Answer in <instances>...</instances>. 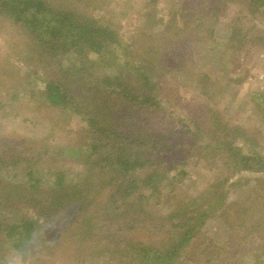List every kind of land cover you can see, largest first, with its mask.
I'll return each mask as SVG.
<instances>
[{
	"label": "rangeland",
	"instance_id": "374dc122",
	"mask_svg": "<svg viewBox=\"0 0 264 264\" xmlns=\"http://www.w3.org/2000/svg\"><path fill=\"white\" fill-rule=\"evenodd\" d=\"M49 1L55 10L63 6L79 14L87 13L90 20L108 24L116 33L115 41L101 56L89 53L94 59L75 60L83 65L87 84L93 78L115 79L125 74L133 86H138L142 73L149 77L151 91L164 110L159 116L163 122L152 124L147 120L149 113L138 111L137 123L142 128L162 130L155 137V160L171 169L170 176L176 175L181 192L195 196L207 188L215 175L225 174L210 152L218 136L231 139L244 150L264 151V36L260 33L264 13L251 20L237 0ZM250 23L257 25L255 41L238 48V36L230 39L232 25ZM26 35L0 14V226L25 219L37 225L27 254L14 250L4 240L6 233L0 231V264H42L45 256H53V264H117L100 251L89 257L77 253L71 256L66 242L70 234L65 235L66 228H71L66 225L70 216L88 215L101 197L111 194L109 187L100 184L103 177L111 180L110 172L85 167V154L90 149L82 143L90 129L85 113L100 124L111 121L104 109L97 110L103 106L102 93L83 94L78 88L67 106L43 107L36 101L41 97L38 90L43 71L30 61L31 57L27 59L35 55H28L26 60L18 56L23 48H30L29 41L23 40ZM18 48H22L21 52L15 51ZM62 61L63 66L69 64L68 60ZM33 68L36 74L31 72ZM131 122L134 121L128 123V132L138 128ZM11 154L22 161H11ZM180 170L184 176H180ZM27 171L30 177L41 179L39 191L28 188L31 182ZM55 171L72 177L89 174L90 183L82 193L87 202L74 197L70 203L61 202L56 213H50L42 193L53 184ZM149 171L143 169L138 174L143 176ZM236 175L247 179H230L225 184L227 202L240 198L255 184L249 172ZM232 180L237 186L230 185ZM164 200L169 203V195ZM150 206L157 214L169 210L166 204ZM105 211L108 212L106 208ZM47 226L50 233L44 230ZM199 232L201 237L216 241L224 240L226 233L218 219L207 220ZM187 253L197 256V247L180 257L183 264H194L193 260H185ZM240 263L251 264L252 257L241 258Z\"/></svg>",
	"mask_w": 264,
	"mask_h": 264
},
{
	"label": "trees",
	"instance_id": "16d2710c",
	"mask_svg": "<svg viewBox=\"0 0 264 264\" xmlns=\"http://www.w3.org/2000/svg\"><path fill=\"white\" fill-rule=\"evenodd\" d=\"M237 1L241 11L251 16V20L264 13V0ZM49 2L0 0V14L27 34L23 40L29 41L30 48L16 49L20 52L22 49L18 56L26 60L28 55H35L27 59L31 57L30 61L39 64L43 71L42 85L38 90L41 97L36 101L43 107L58 109L67 106L68 101L72 103V92L78 88L83 94L102 93L103 106L97 110L104 109L103 113L110 114L111 119L100 124L94 116L84 114L90 127L88 135L85 134L87 138L82 140L90 149L85 154V167L94 166L100 172H110L111 180L103 177L100 184L109 187L111 194L101 197L95 209L90 210L92 213L69 217L66 225L71 228H66L65 232V235L70 234V239H65L69 244L67 253L89 257L100 251L108 261L117 264H183L181 255L196 246L197 256L187 253L185 258L193 260L194 264L200 261L205 264L209 261L212 264H241L240 259L247 256L252 257L251 264H264V151L244 150L231 139L218 136L210 152L223 166L225 174L215 175L207 188L195 196L181 192L176 175L170 176L171 169H165L162 162L155 160L158 142L155 137L162 130L153 131L152 126L142 128L137 123L138 111L149 113L147 120L152 124L163 122L159 121V116L164 110L151 91L149 77L142 73L143 80L138 86H133L125 74L115 79L110 76L101 80L93 78L87 84V77L81 70L83 65L75 60L94 59L89 53L101 56L100 53L115 41L116 33L108 24L90 20L92 17L87 13L79 14L63 6L55 10ZM232 27L230 39L238 36V48L245 42L255 41L258 34L255 23L246 26L233 24ZM262 30L260 33L264 36V28ZM64 59L69 61L67 66H63ZM33 69L31 72L36 74L37 70ZM130 120L134 121L131 126L138 128L128 132ZM214 134L217 136L219 132ZM17 158L18 155H10L11 161L16 159L15 163L19 164L22 159ZM148 168L151 171L145 175L138 174ZM244 171L249 172V178L255 184L243 191L240 198L227 202L225 184L230 179H247L236 175ZM26 173L30 177V172ZM179 174L184 176L185 172L180 170ZM88 176L72 177L67 172L55 171L53 184L41 198L49 212L56 213L61 202L70 203L74 197L79 202H87L82 193L90 183ZM233 180L230 185L237 186ZM30 182L28 188L39 191L41 179L30 177ZM168 195L169 203L164 200ZM163 204L169 208L164 214L153 212L150 206ZM209 219L220 221L226 231L224 240L200 236V227ZM48 228L44 230L50 233ZM0 231L6 233L4 240L14 250L27 254L37 225L25 219L0 226ZM52 257L45 256L41 263L53 264Z\"/></svg>",
	"mask_w": 264,
	"mask_h": 264
}]
</instances>
